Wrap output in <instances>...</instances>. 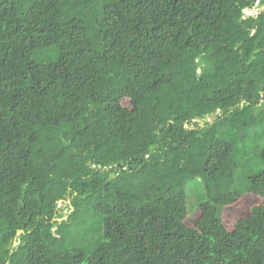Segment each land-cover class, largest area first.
I'll return each instance as SVG.
<instances>
[{
  "label": "trees",
  "instance_id": "1",
  "mask_svg": "<svg viewBox=\"0 0 264 264\" xmlns=\"http://www.w3.org/2000/svg\"><path fill=\"white\" fill-rule=\"evenodd\" d=\"M255 1L0 0V264H264Z\"/></svg>",
  "mask_w": 264,
  "mask_h": 264
},
{
  "label": "rangeland",
  "instance_id": "2",
  "mask_svg": "<svg viewBox=\"0 0 264 264\" xmlns=\"http://www.w3.org/2000/svg\"><path fill=\"white\" fill-rule=\"evenodd\" d=\"M256 8V6H255ZM255 8L252 6L251 8H244L243 9V16H255L257 14V9L255 10ZM125 104H129L128 101H125ZM216 116L213 115V118H215ZM212 120L211 117H208V121ZM193 187H196V186H192L191 188L193 190L190 189L189 191V204H190V209H193L194 208V203L197 202V196H198V193L200 192V189L199 191H197L196 189H194ZM69 210V207H68V204H67V201L64 202L62 204V214L65 215ZM191 213H190V224L193 223L195 221V219H197L198 217V214L199 212L198 211H194L192 212L193 210H190ZM230 224L232 223L229 222ZM19 243V241L15 242L14 245H17Z\"/></svg>",
  "mask_w": 264,
  "mask_h": 264
},
{
  "label": "clouds",
  "instance_id": "3",
  "mask_svg": "<svg viewBox=\"0 0 264 264\" xmlns=\"http://www.w3.org/2000/svg\"><path fill=\"white\" fill-rule=\"evenodd\" d=\"M260 4H262V3L260 2V0H256V1L254 2V4H253V7H254V8H255V6H256L255 10L257 9V13L259 12V10H261V9L264 8V4H263V5H260Z\"/></svg>",
  "mask_w": 264,
  "mask_h": 264
},
{
  "label": "water",
  "instance_id": "4",
  "mask_svg": "<svg viewBox=\"0 0 264 264\" xmlns=\"http://www.w3.org/2000/svg\"><path fill=\"white\" fill-rule=\"evenodd\" d=\"M209 117H211L213 119V114H210Z\"/></svg>",
  "mask_w": 264,
  "mask_h": 264
}]
</instances>
